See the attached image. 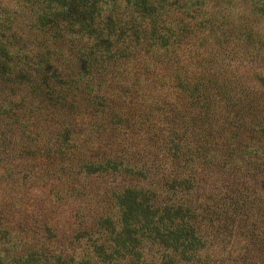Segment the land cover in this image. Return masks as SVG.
<instances>
[{
    "label": "trees",
    "instance_id": "1",
    "mask_svg": "<svg viewBox=\"0 0 264 264\" xmlns=\"http://www.w3.org/2000/svg\"><path fill=\"white\" fill-rule=\"evenodd\" d=\"M264 0H0V264H264Z\"/></svg>",
    "mask_w": 264,
    "mask_h": 264
},
{
    "label": "rangeland",
    "instance_id": "2",
    "mask_svg": "<svg viewBox=\"0 0 264 264\" xmlns=\"http://www.w3.org/2000/svg\"><path fill=\"white\" fill-rule=\"evenodd\" d=\"M261 29H262L263 32H264V22L262 23Z\"/></svg>",
    "mask_w": 264,
    "mask_h": 264
}]
</instances>
